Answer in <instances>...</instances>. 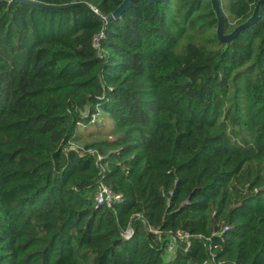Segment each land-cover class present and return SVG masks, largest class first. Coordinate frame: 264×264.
I'll use <instances>...</instances> for the list:
<instances>
[{
    "label": "trees",
    "instance_id": "16d2710c",
    "mask_svg": "<svg viewBox=\"0 0 264 264\" xmlns=\"http://www.w3.org/2000/svg\"><path fill=\"white\" fill-rule=\"evenodd\" d=\"M37 1L77 3L0 0V264H264V3L224 43L210 0Z\"/></svg>",
    "mask_w": 264,
    "mask_h": 264
},
{
    "label": "water",
    "instance_id": "95a60500",
    "mask_svg": "<svg viewBox=\"0 0 264 264\" xmlns=\"http://www.w3.org/2000/svg\"><path fill=\"white\" fill-rule=\"evenodd\" d=\"M20 1L22 3H25L27 5H36V6H41V7H48V8H66L69 6H73V4H76L77 2L73 1L72 3H62V4H46L43 2H39L37 0H17ZM131 0H121L117 6L113 9V11L105 16L102 17L99 14L96 13V10L94 9V7L89 6L87 3L85 2H81L84 6H86L92 13H95L97 15V17L103 21L106 22L108 20H111L113 18L119 17L124 11H126L129 8V4H130ZM147 3H157V2H165L167 0H144ZM210 3L214 9L216 18L218 19V23L216 26V33L218 38L224 42V43H228L232 37L241 29L247 27L248 24L253 23L256 19H257V13H258V8L259 5L261 3H264V0H259L254 8V11L252 13V15L250 16V18L247 20V22L238 25L237 27H235L231 32H229L228 34H224V25H225V18H223L222 15V11H221V7H220V0H210Z\"/></svg>",
    "mask_w": 264,
    "mask_h": 264
},
{
    "label": "built area",
    "instance_id": "2783aa9c",
    "mask_svg": "<svg viewBox=\"0 0 264 264\" xmlns=\"http://www.w3.org/2000/svg\"><path fill=\"white\" fill-rule=\"evenodd\" d=\"M102 36V33H97L93 38V46H97L99 42V38ZM97 203H102L108 207L113 206V204L117 203V201L122 199V195L120 192H115L112 188L106 184L100 183L98 186V190L94 197ZM189 233L185 230L178 229L174 232L173 239L179 238L185 240L187 244ZM172 243L168 245V249L172 248Z\"/></svg>",
    "mask_w": 264,
    "mask_h": 264
}]
</instances>
